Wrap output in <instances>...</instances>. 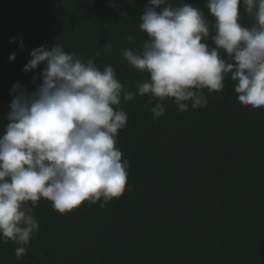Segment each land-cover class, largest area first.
I'll list each match as a JSON object with an SVG mask.
<instances>
[{"label": "trees", "instance_id": "trees-1", "mask_svg": "<svg viewBox=\"0 0 264 264\" xmlns=\"http://www.w3.org/2000/svg\"><path fill=\"white\" fill-rule=\"evenodd\" d=\"M148 2L0 0V133L13 84L34 91L33 77L40 83L44 65L23 71L40 46L58 44L94 58L101 70L112 65L121 84L135 91L148 74L131 68L121 52L141 49L148 39L139 29ZM184 3L204 11L209 36L201 42L215 47L206 0ZM239 23H254L242 3ZM12 38L18 42L9 43ZM224 83L220 93L204 90L206 107L189 106L186 113L166 100L165 115L156 120L150 109L158 101L149 104L151 96L122 103L128 116L116 143L128 161L122 195L85 201L64 214L42 198L33 209L39 232L27 254L17 259V245L0 241V264H264V107L243 106L230 74Z\"/></svg>", "mask_w": 264, "mask_h": 264}, {"label": "clouds", "instance_id": "clouds-1", "mask_svg": "<svg viewBox=\"0 0 264 264\" xmlns=\"http://www.w3.org/2000/svg\"><path fill=\"white\" fill-rule=\"evenodd\" d=\"M241 3L251 27L239 23ZM206 7L215 21L213 48L201 42L209 36L204 11L184 0H149L139 18L148 39L141 49L121 52L131 68L148 74L135 91L121 84L112 65L101 70L94 58L84 60L58 44L31 51L23 71L44 65L40 83L34 76V91L13 84L0 133V241L17 245V259L39 232L33 209L42 198L64 214L85 201L107 203L122 195L128 168L116 147L128 120L122 103L151 96L149 104L158 101L150 109L154 120L165 115L166 100L186 113L189 106L206 107L204 90L222 92L230 74L243 106L264 107V0H206ZM15 59L12 53L10 62Z\"/></svg>", "mask_w": 264, "mask_h": 264}]
</instances>
